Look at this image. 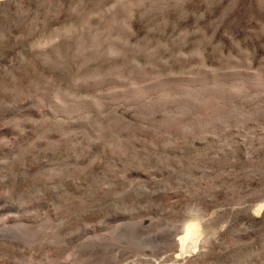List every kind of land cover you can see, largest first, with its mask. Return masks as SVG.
Returning <instances> with one entry per match:
<instances>
[{
  "label": "rangeland",
  "instance_id": "obj_1",
  "mask_svg": "<svg viewBox=\"0 0 264 264\" xmlns=\"http://www.w3.org/2000/svg\"><path fill=\"white\" fill-rule=\"evenodd\" d=\"M0 218V264H264V0H0Z\"/></svg>",
  "mask_w": 264,
  "mask_h": 264
},
{
  "label": "bare ground",
  "instance_id": "obj_2",
  "mask_svg": "<svg viewBox=\"0 0 264 264\" xmlns=\"http://www.w3.org/2000/svg\"><path fill=\"white\" fill-rule=\"evenodd\" d=\"M5 208V207H4ZM3 209V208H2ZM262 211L261 208L259 209H256L255 213H260ZM8 213V212H7ZM25 214V213H24ZM191 214V213H190ZM18 215V214H17ZM20 217V216H19ZM8 218V217H7ZM2 219V218H0ZM23 219V218H22ZM3 220V219H2ZM6 220V218H5ZM4 220V221H5ZM11 221V220H9ZM22 221V220H21ZM12 222V221H11ZM191 223V222H190ZM185 224V223H184ZM7 225V224H6ZM1 226H5V225H1ZM10 226V225H9ZM17 226V225H16ZM22 226V225H21ZM13 227V226H12ZM4 230H2V228H0V236L3 235H6V237H8L7 235H13L14 237L12 238H16V235L18 236L19 234H17V232L12 231L10 228L8 229H5L3 228ZM18 229V227H17ZM184 236H180V239L178 238L179 240V248H180V255L181 257H185V255L187 253H191L192 251H197V250H200V247L203 246V242L204 240L206 239V231L205 229L203 228V226L201 225V223L199 221H194L192 224H189V225H185V228H184ZM209 232V231H208ZM5 237V236H3ZM5 237V238H6ZM20 237V236H18ZM10 238V237H9ZM25 239V238H24ZM18 240V239H17ZM178 242V241H177ZM203 243V244H202ZM206 247V246H205ZM207 248H205L206 250ZM208 250V249H207ZM178 252V253H179ZM202 252V251H201ZM189 255V254H188ZM178 256V255H176ZM194 258V257H193ZM184 260V259H182ZM181 260V261H182Z\"/></svg>",
  "mask_w": 264,
  "mask_h": 264
}]
</instances>
